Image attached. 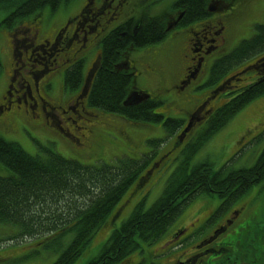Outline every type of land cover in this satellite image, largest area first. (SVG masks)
<instances>
[{"label":"trees","instance_id":"1","mask_svg":"<svg viewBox=\"0 0 264 264\" xmlns=\"http://www.w3.org/2000/svg\"><path fill=\"white\" fill-rule=\"evenodd\" d=\"M11 1L14 0H0V3L8 5ZM24 1L18 9L21 13L45 4L53 5L58 0ZM204 1L179 0L177 5L185 7L188 16H200ZM121 31L112 33L104 41L100 67L92 80V90L88 96L89 105L142 122H159L160 117L150 116L147 112L151 105L132 111L121 106L130 85L125 72L113 70L118 59L115 52L121 48ZM258 31L257 38L242 44L229 59L216 66L217 74L233 60L246 58L264 48V27ZM128 38L123 37L122 42ZM158 39L149 36L145 30L137 35L135 45L152 44ZM263 93L264 88L258 87L238 96L228 109L225 108L227 111L224 109L220 112L219 122L209 129L208 135L217 131L247 102ZM163 126L168 133L177 128L176 123L170 120ZM197 149L194 147L175 168L166 181L161 197L146 211L142 209V203L138 204L129 219L110 235L99 256L88 264L122 263L139 247V243H149L161 236L187 202L197 194L235 192L239 195L253 184L264 181V150L253 167L222 173L214 172L208 163L189 170L188 160ZM0 163L12 173L10 177H0V223L15 226L19 232L16 238L57 234L61 240L64 235H72L70 244L54 264H73L82 255L91 238L105 223L111 208L143 167L133 160L122 161L118 167H84L52 153L42 160L28 156L14 143L1 140Z\"/></svg>","mask_w":264,"mask_h":264},{"label":"rangeland","instance_id":"2","mask_svg":"<svg viewBox=\"0 0 264 264\" xmlns=\"http://www.w3.org/2000/svg\"><path fill=\"white\" fill-rule=\"evenodd\" d=\"M174 1L176 0H163L159 5H157V7H152L150 13L152 15H159ZM243 2H246L245 5H241L236 9V13H234L232 17V23H230L228 26L230 37L229 45H231L232 42H235L236 40H239L240 42L241 40L248 38L252 32V29L254 28V24L264 25V0H243ZM79 3L80 0H72L69 3L71 5L70 13L75 12L79 8ZM140 12V9L131 10L128 16L129 18L138 20L141 17ZM49 13L50 11L46 9L43 16L47 18ZM150 13L144 12L143 14L149 15ZM7 15V12L0 9V23L4 18L7 17ZM121 18L117 20L116 24ZM89 19L93 20V18ZM251 23L252 25H250ZM6 26H9V24H0V99L7 84V82L4 81V74L9 69L8 67L6 68V66L10 61L9 45L7 43L8 39L6 40L5 38V36L8 37L9 35L10 27ZM206 33L207 34L204 36L207 38V40H209L210 38L208 37V31H206ZM179 38L180 37H178V39ZM18 40L23 42L24 38L19 37ZM200 43L202 44V42ZM165 47L170 48L169 58L166 60L167 63L162 62L160 63V66L164 67L167 65V70L170 71L167 85H172L174 79L185 67V60L183 58L184 51L182 49L181 41L166 38L163 42L150 45L144 49L141 48L132 51L130 54V60L133 63H136V61H139L143 55L146 54V51L151 55L160 56L164 53L166 49ZM28 48L32 49L33 47ZM263 50L264 48L255 53H260ZM93 53L94 51H92L90 57H86L85 64H87L88 58L91 59ZM52 58L53 57H50L49 49H45L43 51L42 49L34 48L33 53L31 54L32 61H42L45 64H48ZM229 65L228 68L230 67ZM246 65L247 64L244 66ZM55 77L54 86L63 83L62 77ZM245 79L246 77H244V80ZM249 80L245 82H248ZM135 85L136 88L141 91L152 90V86L145 82V77L140 71H138V74L135 76ZM259 87L264 88V85ZM256 88L257 87H255V89ZM71 93H73V91H68L66 94L68 95ZM178 93L181 94L180 92ZM178 93L175 90H169L164 95H162L161 99L164 101L165 106L158 107L153 114H165V118L183 119L188 109L184 108L182 112L179 110L178 104L181 101V96L178 95ZM61 101H66V98H61ZM227 109L225 110L227 111ZM67 118H71L72 121L76 122V116L66 115L63 117V119ZM53 121L57 123V117L54 116ZM162 122L163 121L151 124H134V127L128 128L127 130V133L130 137H128L126 144H124L122 139L119 137L112 138L110 143L106 142L102 146V153L100 155L102 158L100 159L99 163L113 165L116 163V158H118V160L124 158L135 159L137 155L146 153L150 150V147L145 143L146 140L164 139L166 136H168L164 127L162 126ZM76 126H83V122H76ZM206 134H204L201 138H198L196 142L200 150H198L189 161L190 168L204 162H210L213 164V168L217 169L221 164L224 163V161L230 159L232 156H234V160L231 162V164H229V168L240 169L252 166L264 148V94L254 98L248 104L246 103V105L240 109L226 123V125L216 133L213 135ZM244 134L247 136V139L245 138V140L242 139ZM0 140L18 144L26 154L32 157L46 158L47 155L45 151L48 149L52 152L58 153L64 159L75 160L63 151V149L60 147V144H56L57 141L55 137L38 130L29 131L22 122L15 124H0ZM239 142L244 143V145L240 144ZM172 144L173 140H170L169 136L164 141V144H162V146L157 150V154L161 155L164 152L170 150L172 148ZM186 144L188 143H184L179 146L174 151L173 155L163 163L157 172L153 174L148 182L141 189L135 192V194L129 199V202L126 204L128 201L127 200L124 203V207L121 210L120 215L116 218H112V211H114L116 205L113 207L112 211L106 218L105 223L94 234L85 251L74 261L73 264H88V262L96 258L100 254L110 234L114 230L118 229L122 223L128 219L134 207L139 202H142V207L144 210H147L149 207H151V205L160 197L166 180L177 166V161H182L184 159ZM123 155L124 158H122ZM112 157L113 160H110ZM175 158H177L176 161H174ZM79 162L82 165H93L84 161ZM10 176H12L10 170L0 163V177L5 178ZM199 198L200 197L189 203L178 219L168 228L166 233L173 230L178 224H183L189 219L190 214ZM208 199L212 200V206L219 203L217 197H210ZM108 221L109 223H106ZM16 232L17 229L15 227L0 223V264H8V262H12L14 258L6 262L3 257L16 251L17 249L20 250L23 247H31L29 251L30 254L21 255L19 258L24 256L27 257L15 262L14 264H53L62 250L68 246L72 240V235L69 234L63 236L60 241L56 239V235H52L48 238H39L38 240H24L23 244L20 245V242H17L19 244H14L13 242L8 241L15 236ZM141 248L143 250V254H145L148 247L141 243ZM135 256H139V251H134L129 256L128 261L132 260Z\"/></svg>","mask_w":264,"mask_h":264},{"label":"flooded vegetation","instance_id":"3","mask_svg":"<svg viewBox=\"0 0 264 264\" xmlns=\"http://www.w3.org/2000/svg\"><path fill=\"white\" fill-rule=\"evenodd\" d=\"M223 1L215 2L221 5L218 8L220 17L210 18L199 26L202 35L205 33L204 26H207L211 31L210 39L207 41L203 38L204 44L197 50L192 48L194 41L189 44L188 49L192 58L184 69L182 79L186 77L188 71H193V74L187 86L181 87L180 84L177 86V90L182 91L180 94L182 108L196 105V109L209 97L210 86L208 85L218 82V76L213 73L212 69L231 57V54H225L226 46H229V34L225 20L236 13V9L241 6L243 0ZM232 1L238 3L234 6ZM73 40L74 38L69 40L68 46L73 44ZM191 40H194V37ZM34 44L32 42L31 46ZM37 46L54 48L56 43H54V38L52 40L41 39ZM80 46L83 47L82 44ZM214 53H217V56L212 57ZM22 56L23 53L17 51V58L13 62L17 72L12 78L13 84L7 86L13 87V94L10 95L11 98H6L9 105L5 111L6 116L23 114L32 126L44 123L46 127L61 137L72 153L78 156L99 154L103 137L97 131V127L103 126L105 129L115 130L122 134L126 126L120 125L116 120L107 119L102 114L97 118L79 117L86 123L83 128H77L76 123L70 119L63 123V125L70 124L66 130L60 127L61 123L52 124L49 120L53 117V113H60L64 116L75 112L77 107L75 98H71L65 104L52 99L51 85L47 77L49 71L53 73L55 68L48 69L45 65L39 64L41 67L36 70V65L30 59L23 61ZM258 58H264V53ZM235 61L237 59L233 60ZM256 66L258 72L255 73V79L264 77V61L257 63ZM148 70L151 71L152 67L150 64H144L146 74ZM226 76L231 77L228 74ZM190 85H192L190 92L183 93ZM233 86L236 87L234 82L222 94L227 96L231 93ZM165 91H167L166 88L160 92L163 94ZM18 93H21V99L17 96ZM157 93L160 94L158 91ZM219 96L217 95L214 99ZM27 99H30L29 103ZM194 102L197 103L194 104ZM226 102L227 99L219 97V100L209 109V105L212 104L210 101L205 112L201 114L200 123L207 125L209 118ZM85 106L82 108L79 106V110L85 113L88 110ZM47 110L51 111V116ZM185 117L188 116L185 115ZM80 129H83L84 133L80 135L79 140L69 134V130L77 134ZM194 129L195 127L192 131ZM193 135L194 133L189 138L195 139L196 135ZM259 187L253 186L252 190L242 198L226 202L225 205L217 208H210L205 201H200L198 208L187 222L178 224L173 230L150 244L147 254L139 255L133 264H264V194L259 191ZM259 193L261 194L258 195ZM142 258H144L143 262H141Z\"/></svg>","mask_w":264,"mask_h":264},{"label":"water","instance_id":"4","mask_svg":"<svg viewBox=\"0 0 264 264\" xmlns=\"http://www.w3.org/2000/svg\"><path fill=\"white\" fill-rule=\"evenodd\" d=\"M141 100H142V98H140V97H138V96L133 94L125 101L124 105L138 104V102H140ZM190 128H191V124L189 123L187 128L182 132V134L178 138L180 142L184 138L185 134L190 130Z\"/></svg>","mask_w":264,"mask_h":264}]
</instances>
